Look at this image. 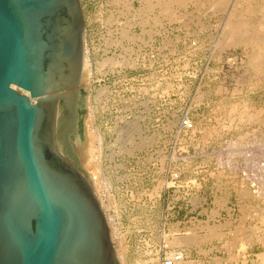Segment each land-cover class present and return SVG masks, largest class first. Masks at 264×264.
Listing matches in <instances>:
<instances>
[{
    "label": "rangeland",
    "instance_id": "374dc122",
    "mask_svg": "<svg viewBox=\"0 0 264 264\" xmlns=\"http://www.w3.org/2000/svg\"><path fill=\"white\" fill-rule=\"evenodd\" d=\"M81 3L70 143L120 263L264 264V0Z\"/></svg>",
    "mask_w": 264,
    "mask_h": 264
},
{
    "label": "water",
    "instance_id": "95a60500",
    "mask_svg": "<svg viewBox=\"0 0 264 264\" xmlns=\"http://www.w3.org/2000/svg\"><path fill=\"white\" fill-rule=\"evenodd\" d=\"M85 30L81 0H0V264H121L70 143Z\"/></svg>",
    "mask_w": 264,
    "mask_h": 264
},
{
    "label": "bare ground",
    "instance_id": "6f19581e",
    "mask_svg": "<svg viewBox=\"0 0 264 264\" xmlns=\"http://www.w3.org/2000/svg\"><path fill=\"white\" fill-rule=\"evenodd\" d=\"M180 1V0H179ZM206 1V0H205ZM183 2V1H182ZM225 2V1H224ZM205 3V2H204ZM214 3H216V2H214ZM186 4V3H185ZM219 4V3H218ZM183 5V4H182ZM217 6V5H216ZM174 15V14H173ZM87 78H88V70H87V65H86V60H84V63H83V68H82V73H81V81H86L87 80ZM13 87H15V88H17L19 91H21V92H23V93H26V94H29L27 91H25L24 89H22V88H20V87H18L17 85H13ZM105 89H107V88H105ZM102 90V89H101ZM80 91V90H79ZM79 91H78V96H79ZM83 91V90H82ZM99 91V90H98ZM99 92H101V91H99ZM99 92H98V94H99ZM79 98V97H78ZM78 100V99H77ZM78 104V103H77ZM82 104V103H81ZM84 126V125H83ZM80 129V127H79V124L77 125L76 124V129H75V131H76V135H77V130H79ZM82 131V130H81ZM84 131H87L86 130V128H85V130ZM85 133V132H84ZM79 138V137H78ZM85 139V138H84ZM78 140H80V139H78ZM81 141V142H80ZM80 141H78V143H80L79 145H80V147H77L79 150H81L82 151V156H83V161H87V159H86V157L87 156H89V154H90V152H91V149L89 148V147H87V139H85V140H80ZM78 143H77V146H79L78 145ZM82 160V159H81ZM82 171V170H81ZM91 171V170H90ZM83 172V171H82ZM92 173H94L92 176H90V177H86L85 176V173L83 172V174H84V176L87 178V180L90 182V184H93V182H94V180H96V174H95V172H92ZM97 173V172H96ZM98 175H99V173H97ZM99 177H97V179H98ZM156 190V189H155ZM264 216V215H263ZM253 218V217H252ZM244 227V226H243ZM245 234V233H244ZM250 235V234H249ZM259 236V235H258ZM261 237V236H260ZM186 238V237H185ZM242 238V237H241ZM249 238V237H248ZM191 240V239H190ZM174 241V240H173ZM172 241V242H173ZM188 241V240H187ZM170 243V242H169ZM249 243V242H248ZM243 244V243H242ZM251 244V243H250ZM263 244V243H262ZM247 246H248V244H247ZM245 248V247H244ZM173 253V252H172ZM176 253V252H175ZM181 254V253H180ZM173 255V254H172ZM261 256H264V253H261ZM260 257V256H259ZM262 258H264V257H262ZM181 261V260H180ZM262 261V260H261ZM246 262V261H245ZM185 263V262H184ZM263 264V263H262Z\"/></svg>",
    "mask_w": 264,
    "mask_h": 264
},
{
    "label": "built area",
    "instance_id": "2783aa9c",
    "mask_svg": "<svg viewBox=\"0 0 264 264\" xmlns=\"http://www.w3.org/2000/svg\"><path fill=\"white\" fill-rule=\"evenodd\" d=\"M183 127L189 129L193 127V122L189 117H184L181 121ZM182 259L181 254H174L169 257H166L162 260L161 264H176L178 261Z\"/></svg>",
    "mask_w": 264,
    "mask_h": 264
}]
</instances>
